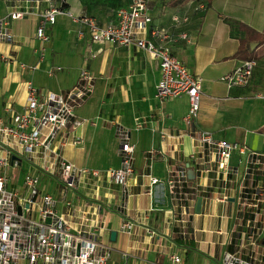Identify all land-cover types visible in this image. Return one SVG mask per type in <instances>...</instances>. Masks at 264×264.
Instances as JSON below:
<instances>
[{
	"label": "crops",
	"instance_id": "0c3cea01",
	"mask_svg": "<svg viewBox=\"0 0 264 264\" xmlns=\"http://www.w3.org/2000/svg\"><path fill=\"white\" fill-rule=\"evenodd\" d=\"M124 1L65 0V3L74 13L89 15L100 26H106L117 22V9ZM168 1L149 0L148 9L153 24L170 34L183 29L189 31L190 39H177L171 44L172 52L200 79L199 109L189 126L183 121L189 107L187 97L160 103L155 97L160 74L158 61L136 46L115 48L105 45L99 50L87 37H77V30L83 27L66 15H58L56 22L48 27L51 38L46 43L35 36L37 17L12 21L9 26L14 42H0V55L14 59L7 66L0 65L5 69L0 85V116L6 120V106L20 111L25 104V80L20 76L15 60L36 63L38 67L31 75L32 80L41 89L55 94L71 89L83 66L94 75L92 95L75 109L76 115L84 120L76 129L82 143L67 142L61 146L66 135L70 139L75 133L70 127L60 130L50 145L52 152L88 172L78 178L75 187L64 184L63 190L56 193L48 188L49 180L56 178L51 173L55 164L53 155L50 153L45 157L39 149L32 159L24 160L32 168L29 172L38 176L40 192L53 195L57 212L72 231H82L100 239L105 233L110 237L112 231L116 233L115 239L117 232L126 234L125 251L141 246L120 231L123 216L135 222V233L139 235L145 227L160 233L157 240L160 247L153 246L149 251L140 248L128 260L122 259L119 253L117 264H167L168 261L158 260L159 256L152 262L148 260L147 253L158 254L160 251L168 254L183 252L181 264H219L226 248V234L218 235L215 229L228 231L231 228L235 202L232 198L218 199L227 183L203 158L191 136L208 131L216 138L243 143L252 150L260 151L264 147V54L254 59L255 66L246 84L229 86L222 79L242 61L233 57L239 38L244 36L238 22L257 31L264 29V0H211L204 10L194 9L198 0L176 6L168 5ZM5 13L0 0V17ZM175 14L188 15L189 23L176 25ZM40 49H43V57L38 60ZM56 66L60 69L54 70L52 76L47 75L46 71ZM119 130L126 132L129 142L135 144L139 152L134 173L122 186L101 175L90 174L91 170L103 171L121 165ZM161 131L168 137L162 138ZM240 158L232 153L230 163L241 165ZM176 165H183L186 170L194 169L195 176L191 180L199 189L194 205L197 198L201 199L200 212L189 219L186 236L167 223L172 208L167 180ZM151 176L157 177L159 183L151 184ZM12 189H16L15 186ZM107 210L116 212L118 220L111 218L113 214L108 216ZM258 240L264 249V231Z\"/></svg>",
	"mask_w": 264,
	"mask_h": 264
},
{
	"label": "built area",
	"instance_id": "2783aa9c",
	"mask_svg": "<svg viewBox=\"0 0 264 264\" xmlns=\"http://www.w3.org/2000/svg\"><path fill=\"white\" fill-rule=\"evenodd\" d=\"M5 15L0 17V42L13 43L14 35L10 23L26 17H37L35 36L42 43L50 40L48 27L56 22L58 15L83 27L77 30V37H87L99 50L105 45L111 47L136 46L148 52L159 64L160 74L155 85V97L160 103L171 98L186 96L188 111L183 117L189 126L197 115L200 104V79L188 70L183 60L171 50L177 39L188 40L187 29L170 34L153 24L148 9L149 0H125L117 9V22L100 26L96 20L83 14H76L61 6L62 0H2ZM195 10H204V2H198ZM176 25L189 23L188 15H173ZM39 50L38 60L43 57ZM36 52V51H35ZM0 61L10 63L13 58L0 55ZM20 76L25 80L26 97L23 109L14 111L6 106L4 116H0V264H109L113 249L102 243L101 239L86 235L82 231H72L55 208V199L49 193H42L38 187V176L28 173L20 188L9 187L5 170L16 167L22 159H32L41 150L45 157H54L52 175L68 187H75L78 178L87 173L85 168L62 158L52 152L50 145L60 130L74 128V134L66 135L61 142L81 144L82 138L76 133L83 119L75 109L85 103L95 88V77L89 68L83 66L75 85L62 93L55 94L41 89L34 83L31 75L37 69L36 63L15 60ZM254 60H242L236 68L222 76L229 85L246 84L254 69ZM56 66L49 68L47 75L52 76ZM264 98V95H262ZM9 115V116H8ZM71 133V131H70ZM162 138L168 135L161 131ZM195 145L201 149L203 158L208 160L214 172L222 175L227 183L220 201L232 198L235 202L233 224L228 231L215 229L218 235L226 234L225 249L219 264H264V249L259 236L264 231V147L260 151L249 149L243 143L229 142L216 138L211 132L201 131L192 135ZM119 155L121 165L106 170H91L92 176H102L117 185H124L134 173L138 150L129 142L126 132L118 131ZM232 153L238 154V166L230 163ZM15 155L19 159L12 160ZM202 158V160H204ZM200 171V168H198ZM151 184L159 183L151 176ZM167 188L172 200V208L167 215V223L177 228L178 233L188 235L187 223L195 213V199L199 189L193 185L183 165H176L170 171ZM20 207V213L17 211ZM136 224L123 216L120 231L127 233L133 243L140 244L142 251L159 246L160 233L145 227L143 234L135 233ZM133 244V245H134ZM139 248V249H140ZM133 247L119 252L121 258L128 260L136 251ZM159 251V249H158ZM167 264H181L178 252L168 254ZM122 264V263H120Z\"/></svg>",
	"mask_w": 264,
	"mask_h": 264
},
{
	"label": "rangeland",
	"instance_id": "374dc122",
	"mask_svg": "<svg viewBox=\"0 0 264 264\" xmlns=\"http://www.w3.org/2000/svg\"><path fill=\"white\" fill-rule=\"evenodd\" d=\"M143 51H145V50H143ZM146 53L148 54V52H146ZM10 63H5V64L3 63V64H0V65L7 66ZM4 70H5L4 67L3 66H0V85L3 84V81H4L2 79V76L4 75V73H3ZM13 70H15V69H13ZM31 169L32 168L30 167L29 163L26 160H24V159H22L20 161V164L17 165L16 167L9 166L5 170V175L8 176L10 188H13L14 186H15V188H18L20 186V183H21V180L23 179V177L26 174L30 173L29 171ZM42 176H44V175H41V177ZM60 184L62 186H60ZM56 187L58 189H56ZM63 187H64V184L63 183H60V181H58L56 178L53 177V178H51L49 180L48 188H50L53 192L55 191L56 193H59L61 190H63ZM107 212H108L107 213L108 216L110 214H113L115 216V217L114 216L111 217L114 221H117L118 220V215L116 214V212H111V211H108V210H107ZM194 224H195V221H194ZM108 225L110 227H114V225H112L111 223H109ZM127 239L128 238H127L126 234H121L120 232H117V237H116V239L114 241L110 240V237L106 233L104 235H102V237H101L102 243L105 244V245H107V246H109L111 249H113V251L111 253V258H110L109 264H117V261L119 260V257H118L119 255L118 254L121 251H125L124 250V247H125V244L127 243ZM156 250L157 249L152 250V251H156ZM174 250H176V247H175ZM194 253L195 254H198L196 252H194ZM147 255H148V260L151 261V262L154 260V258H157V256H159L158 260H160L161 262L164 261V260L165 261H168V253H166V252L160 251L158 254H151V252H149V253H147ZM180 255H181V257L182 256L184 257V253L183 252H181ZM190 255L191 254H189V257H190ZM198 257H201V255H199ZM137 260H139V258ZM141 262L142 261H140L139 263H141ZM168 262H166V263H168ZM143 263L144 264H152V263H149V262H143Z\"/></svg>",
	"mask_w": 264,
	"mask_h": 264
},
{
	"label": "trees",
	"instance_id": "16d2710c",
	"mask_svg": "<svg viewBox=\"0 0 264 264\" xmlns=\"http://www.w3.org/2000/svg\"><path fill=\"white\" fill-rule=\"evenodd\" d=\"M189 0H169L167 2L170 6L182 5ZM199 2H204L207 6L210 4L211 0H198ZM61 6L66 8L65 0H62ZM238 28L244 31V36L239 38L238 47L233 57L240 60H254L258 58L261 54H264V29L262 31H257L250 26L238 22ZM256 42V46L251 49L250 43Z\"/></svg>",
	"mask_w": 264,
	"mask_h": 264
},
{
	"label": "water",
	"instance_id": "95a60500",
	"mask_svg": "<svg viewBox=\"0 0 264 264\" xmlns=\"http://www.w3.org/2000/svg\"><path fill=\"white\" fill-rule=\"evenodd\" d=\"M256 42H251L250 43V47H251V49H253L255 46H256ZM12 160H18L19 158L17 157V156H15V155H13L12 157ZM18 163H20L19 161H18ZM187 175H188V177H189V179H193L194 178V176H195V172H194V169H192V168H188L187 169ZM200 204H201V199L200 198H197V200H196V204H195V213H199L200 212ZM17 211H18V213H20V207H17ZM192 217H190V219H191ZM115 231H112L111 232V235H110V240H112V241H114L115 240Z\"/></svg>",
	"mask_w": 264,
	"mask_h": 264
}]
</instances>
